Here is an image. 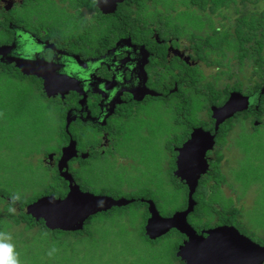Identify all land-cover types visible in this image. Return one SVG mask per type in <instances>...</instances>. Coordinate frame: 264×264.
<instances>
[{
  "label": "flooded vegetation",
  "instance_id": "1",
  "mask_svg": "<svg viewBox=\"0 0 264 264\" xmlns=\"http://www.w3.org/2000/svg\"><path fill=\"white\" fill-rule=\"evenodd\" d=\"M166 2L124 0L106 13L99 0H0V88L36 90L62 117L61 140L43 151L42 163L68 191L59 160L72 140L77 156L69 172L84 191H92L88 168L138 172L141 157L154 156L148 168L171 172L173 187L187 189V205L188 185L174 173L179 163L191 170L196 150L209 147L194 199L226 203L232 190L226 170L238 163L239 172L243 163L264 168V0ZM29 60L34 73L23 69ZM231 97L233 115L215 118L213 109ZM156 107L168 129L146 136ZM154 188L150 195H157ZM133 192L111 196L145 198Z\"/></svg>",
  "mask_w": 264,
  "mask_h": 264
},
{
  "label": "rangeland",
  "instance_id": "2",
  "mask_svg": "<svg viewBox=\"0 0 264 264\" xmlns=\"http://www.w3.org/2000/svg\"><path fill=\"white\" fill-rule=\"evenodd\" d=\"M1 84L4 85L6 82ZM6 85L8 88H0V117L2 118V120L0 119V186L10 183L13 187L20 189L25 184L27 192H38L39 194L43 183L47 185L50 182L46 179L51 180L53 178V172L42 163V153L58 146L61 140L58 126L63 120H60L55 111L45 110V101L36 90L33 92L22 90L21 93H17L13 85L9 83ZM5 93L7 95L10 93L11 97L6 99ZM152 111L156 115L154 118L155 125H146L148 130H145L144 134L154 137V133L161 135L167 131L168 126L165 122L168 121L160 113L162 112L161 108H152ZM158 121H161L162 124L159 123L156 126ZM47 138L55 139H53L52 144L49 142L47 146H41L42 140H48ZM158 142V140L155 141V143ZM38 148L40 152L42 151L40 154L36 150L30 155H26L27 152ZM235 158L236 153H233L231 159L235 161ZM148 159H155V157L142 156L141 161L144 165L139 168L138 172L125 167L112 169L111 175L119 173L125 179L118 196L129 194L132 190L134 191L133 194L141 195L139 186L144 184L141 183L136 186L134 181L144 173L153 177L151 170L157 172L160 178L167 180L166 170L160 172L162 170L160 167L148 168ZM157 159L160 160L163 157ZM234 164L235 162L232 163V165ZM238 165L240 164L238 163L236 167H233L235 168L233 172L226 170L232 189L227 204H232L239 211L238 217L233 219L230 225L238 227L242 233L264 245V168L261 167V169L253 171L247 167L248 163H243L241 168L246 171L239 172ZM145 180L148 181V179ZM237 181H240L241 184ZM164 185L163 190L166 189L165 191L168 193L173 194L176 190L170 183ZM151 186L159 191L158 181H155ZM92 192L107 194L103 192L100 186L94 187ZM232 193H235L239 198L237 201L233 198ZM182 205L183 200L181 199L174 204L172 209L169 206L161 205L160 211L162 215L170 216L178 211ZM216 218L208 227L226 224L223 223L222 219ZM23 226L24 224L18 226L15 231H23ZM36 229L27 232V235L25 234V236L30 235V239H26L23 243L17 244V240L20 239L13 241L15 247L19 248L17 253L22 256L20 258L21 264H154L155 259L158 264H166L168 260L166 256L169 252H173V245L170 243L169 246L161 244V246L152 249L150 242L140 235L141 221L137 218L130 219L127 217L120 222H109L104 231L95 233L94 238L86 235L81 237L67 236V238L52 234L46 236V233L41 235L40 230L36 231ZM53 248L56 251L49 256L48 253Z\"/></svg>",
  "mask_w": 264,
  "mask_h": 264
},
{
  "label": "water",
  "instance_id": "3",
  "mask_svg": "<svg viewBox=\"0 0 264 264\" xmlns=\"http://www.w3.org/2000/svg\"><path fill=\"white\" fill-rule=\"evenodd\" d=\"M121 1L124 0H99V5L106 13H111ZM3 50L4 47H0V54ZM25 62L27 65L23 68L24 71L34 73L31 71V64L35 62L30 60ZM49 95H51L50 92ZM234 101L231 97L224 107H215L214 117L218 119L232 116L236 111ZM207 149L209 147L196 150L198 154L193 156L194 163L191 165V170H184L183 164L179 163V169L174 173L185 181L189 188L185 209L178 210L170 216H164L153 199H140L149 206L150 216L145 225V234L151 240L164 236L172 229L185 235L186 240L179 245L176 253L184 264H264V245L242 233L238 227L223 224L204 229L199 233L189 222V215L197 204L194 194L199 180L208 169L205 157ZM75 156H77L76 145L72 140L63 148L62 157L59 160L60 176L69 183L68 193L64 197H57L55 194L43 195L25 208L28 215L37 221L42 220L52 231H83L90 217L107 212L114 207L128 206L136 200L84 191L79 184L75 183L73 175L69 172V161ZM49 157L53 156L50 154ZM179 160L182 161L181 156Z\"/></svg>",
  "mask_w": 264,
  "mask_h": 264
},
{
  "label": "trees",
  "instance_id": "4",
  "mask_svg": "<svg viewBox=\"0 0 264 264\" xmlns=\"http://www.w3.org/2000/svg\"><path fill=\"white\" fill-rule=\"evenodd\" d=\"M49 1L51 2V0ZM166 1H167L166 3H168V0ZM44 108L46 111L52 110V108L47 106L46 103ZM55 112L62 121V117L58 114L57 111ZM60 127L62 126L59 125L58 128ZM47 139L48 140H44V139L42 140L41 146H47L49 142L52 143L53 138L51 139L47 138ZM36 150L38 153H40V149L38 148L27 152L26 155H30ZM106 170L107 172H105V174H102L95 168L94 169L88 168L86 174H84V176L87 177V181H86L87 186H89L91 190H93L94 187L97 188L98 186H100L103 192H106L108 190L106 192L107 194L114 195L115 197H117L118 192L122 189L125 183V179L122 178V175L119 173H115L111 175V173L113 172L111 168H107ZM150 172L152 173L153 177L145 175L144 173L141 175V177L136 178V180L134 181V183H136V186H139L141 183L144 184L142 186H139V191L142 193L139 196H143L145 198H153L159 210L161 205H164L165 207L169 206V208L172 209L174 204L181 199L183 200V205L178 210H182L186 208L187 206L186 187L183 186L180 189L174 190L173 194L168 193L165 191L166 189L163 190V188L165 187L164 184L165 183L172 184V181L173 180L177 181V178L173 177L171 172H166L167 180H165L164 178H160L157 172L155 171H150ZM160 172H163V170H160ZM111 177L113 178L112 180L110 179ZM145 179H148L149 182L146 181ZM162 180H164L165 182H163ZM46 181H50V182L49 184L47 183V185L43 183L39 194L38 192H33V193L27 192L26 191L27 186L25 184L20 189L19 187H13L10 183H6L9 185L0 186V231L10 233L12 236V242L15 241V239H20L17 240V244L18 243L20 244L26 241V239L27 240L30 239V235L25 236V234L27 232H32L35 228H37L36 231L40 230L41 235L46 233V236L47 234H52V235H56L57 237L62 236L63 238H67V236L81 237L86 235L90 238H94L96 236L95 233L104 231L109 222L112 223H115L116 221L120 222L122 219L127 217H129L130 219L137 218L140 219L141 221V229L139 231L140 235L143 239L150 242V246L152 249L161 246V244L168 245L170 243L171 245H173V252H169L168 255L166 256V258L168 259L166 261V264H184L180 260V258L176 256L178 246L182 242V239L184 238V236L179 231L172 230V232L157 240H150L145 235L144 228L149 213L147 210V205L141 201L120 208L115 207L108 212H103L90 217L87 220L83 231L64 232L60 230L52 231L48 229L42 220L37 221L35 218L28 215L25 211V208L28 204H30L31 202L35 201L36 199H38L43 195L55 194L57 197H64L66 195L68 189L65 185V182H62L61 179L58 180L46 179ZM155 181H158V185L160 186L159 191H157V195H150L149 190H151L152 187H154L151 186V184H154ZM14 194H19L20 196V199L15 203H13L11 199ZM195 199L197 201V204L195 206L193 213L189 215V222L198 230L210 226L213 219L216 218V214H219L220 215L219 218L224 221L223 223H227V224H231L232 220L237 218L239 215L238 209L235 208L232 204H227V202L220 203L217 200H213V199L211 201L206 202L201 194H197ZM10 207L15 208V212H10L9 211ZM22 224H24L23 231H15V229ZM17 250H19V248L15 247L16 252ZM20 258H22L21 255L19 256V259ZM155 262L156 259L154 260V264H158L157 262L156 263Z\"/></svg>",
  "mask_w": 264,
  "mask_h": 264
},
{
  "label": "clouds",
  "instance_id": "5",
  "mask_svg": "<svg viewBox=\"0 0 264 264\" xmlns=\"http://www.w3.org/2000/svg\"><path fill=\"white\" fill-rule=\"evenodd\" d=\"M11 199L15 203L20 199V196L19 194H14ZM9 211L15 212V208L10 207ZM55 251L56 249L53 248L48 255L51 256ZM0 264H21L19 254L15 251L11 234L4 231H0Z\"/></svg>",
  "mask_w": 264,
  "mask_h": 264
}]
</instances>
